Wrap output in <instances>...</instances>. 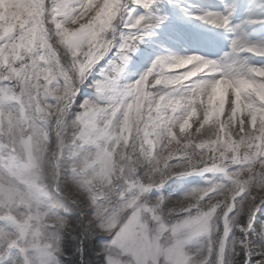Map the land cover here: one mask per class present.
<instances>
[{"label":"snow or ice","instance_id":"snow-or-ice-1","mask_svg":"<svg viewBox=\"0 0 264 264\" xmlns=\"http://www.w3.org/2000/svg\"><path fill=\"white\" fill-rule=\"evenodd\" d=\"M0 264H264V0H0Z\"/></svg>","mask_w":264,"mask_h":264},{"label":"rangeland","instance_id":"rangeland-1","mask_svg":"<svg viewBox=\"0 0 264 264\" xmlns=\"http://www.w3.org/2000/svg\"><path fill=\"white\" fill-rule=\"evenodd\" d=\"M202 31H208V29H202ZM217 36H218V33H217Z\"/></svg>","mask_w":264,"mask_h":264}]
</instances>
